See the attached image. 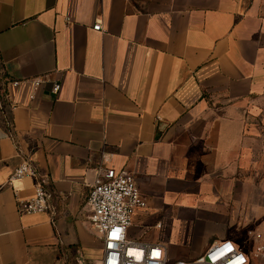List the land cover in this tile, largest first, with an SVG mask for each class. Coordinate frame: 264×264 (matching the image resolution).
Segmentation results:
<instances>
[{
    "label": "crops",
    "instance_id": "0c3cea01",
    "mask_svg": "<svg viewBox=\"0 0 264 264\" xmlns=\"http://www.w3.org/2000/svg\"><path fill=\"white\" fill-rule=\"evenodd\" d=\"M0 74L46 80L0 101V264L101 259L86 198L107 167L147 200L129 238L170 261L229 238L264 264V0H0ZM23 160L51 216L18 212Z\"/></svg>",
    "mask_w": 264,
    "mask_h": 264
},
{
    "label": "built area",
    "instance_id": "2783aa9c",
    "mask_svg": "<svg viewBox=\"0 0 264 264\" xmlns=\"http://www.w3.org/2000/svg\"><path fill=\"white\" fill-rule=\"evenodd\" d=\"M93 29L101 30V24H94ZM24 82L30 83L29 98L34 99L46 80L43 76L14 79L0 74V101L8 98L11 88H17ZM60 87V82H53L50 92L57 94ZM26 176L36 179V184L29 198H17L18 212L46 213L51 216V194L45 186L47 176L40 174L30 161L20 162L8 177L7 183L12 184ZM86 205L89 211L88 224L102 242L100 264H240L241 255L245 258L244 264H249L248 255L229 238L212 242L193 261H170L161 243L129 238L127 228L132 223L134 213L137 209L146 207L147 200L138 190L134 173L124 168L107 167L99 171L89 189ZM156 252L159 253L158 256L154 255ZM137 253L141 256L139 260L136 258ZM252 257L264 263L263 244L255 246Z\"/></svg>",
    "mask_w": 264,
    "mask_h": 264
},
{
    "label": "rangeland",
    "instance_id": "374dc122",
    "mask_svg": "<svg viewBox=\"0 0 264 264\" xmlns=\"http://www.w3.org/2000/svg\"><path fill=\"white\" fill-rule=\"evenodd\" d=\"M78 251L80 252V264H100V259L99 258H94L93 260H85L81 257V247L78 249L76 247H73L70 249V251Z\"/></svg>",
    "mask_w": 264,
    "mask_h": 264
},
{
    "label": "clouds",
    "instance_id": "9594fccd",
    "mask_svg": "<svg viewBox=\"0 0 264 264\" xmlns=\"http://www.w3.org/2000/svg\"><path fill=\"white\" fill-rule=\"evenodd\" d=\"M136 258H137V260H139L140 258H141V256H140V253H137L136 254ZM244 257H243V255H241L240 257H239V261H240V264H244Z\"/></svg>",
    "mask_w": 264,
    "mask_h": 264
},
{
    "label": "snow or ice",
    "instance_id": "6c2138e0",
    "mask_svg": "<svg viewBox=\"0 0 264 264\" xmlns=\"http://www.w3.org/2000/svg\"><path fill=\"white\" fill-rule=\"evenodd\" d=\"M154 255L158 256V255H159V253H158V252H156V253H154Z\"/></svg>",
    "mask_w": 264,
    "mask_h": 264
}]
</instances>
